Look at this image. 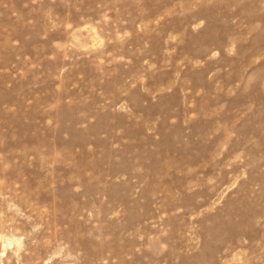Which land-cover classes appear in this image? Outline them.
<instances>
[{
    "label": "rangeland",
    "instance_id": "1",
    "mask_svg": "<svg viewBox=\"0 0 264 264\" xmlns=\"http://www.w3.org/2000/svg\"><path fill=\"white\" fill-rule=\"evenodd\" d=\"M0 264H264V0H0Z\"/></svg>",
    "mask_w": 264,
    "mask_h": 264
}]
</instances>
